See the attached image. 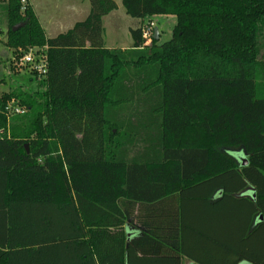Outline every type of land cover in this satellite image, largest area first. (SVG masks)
<instances>
[{
  "label": "trees",
  "instance_id": "16d2710c",
  "mask_svg": "<svg viewBox=\"0 0 264 264\" xmlns=\"http://www.w3.org/2000/svg\"><path fill=\"white\" fill-rule=\"evenodd\" d=\"M26 2L0 0L7 46H46L49 64L37 88L0 93V264H180L126 230L168 195L190 227L210 221L199 250L264 264V0H122L132 18L176 17L169 41L146 44L142 26L125 50L104 43L114 0L53 38ZM13 100L26 112L9 118Z\"/></svg>",
  "mask_w": 264,
  "mask_h": 264
},
{
  "label": "rangeland",
  "instance_id": "374dc122",
  "mask_svg": "<svg viewBox=\"0 0 264 264\" xmlns=\"http://www.w3.org/2000/svg\"><path fill=\"white\" fill-rule=\"evenodd\" d=\"M114 1L117 8L104 23L106 46L108 48H130L132 38L129 30L137 29L141 22L127 15L122 0ZM27 3L33 5L46 35L51 38L66 32L76 22L84 21L91 10L90 0H27ZM4 7L5 5L0 3V91H8L10 88L19 86L35 89L40 81H31V77H34L28 69H19L15 65L18 58L17 56L14 58L12 49L7 46L8 27ZM152 18L155 28L160 33L159 44L169 41L176 25V17L158 15ZM148 44L151 45V42ZM26 51L18 52V56ZM227 153L237 160L246 158L244 151L241 150H227Z\"/></svg>",
  "mask_w": 264,
  "mask_h": 264
},
{
  "label": "crops",
  "instance_id": "0c3cea01",
  "mask_svg": "<svg viewBox=\"0 0 264 264\" xmlns=\"http://www.w3.org/2000/svg\"><path fill=\"white\" fill-rule=\"evenodd\" d=\"M30 6L33 8L37 18L39 19V22H40L42 28L44 29V27L40 21V18L37 15V13H36V11H35V9L31 3H30ZM111 14H112V12L103 18V28H104L105 20ZM152 17L153 16L146 17L144 19H139L141 23L138 26V28L145 26L147 24H153V26L155 28V24L153 23L154 21L152 20L153 19ZM44 32H45V30H44ZM104 33H105V28H104ZM104 33H103V38H104ZM45 35H46V33H45ZM46 37L51 38V37H48L47 35H46ZM104 43L106 46L105 39H104ZM132 44H131V47H132ZM109 49H112V48L109 47ZM116 49H120V48H116ZM121 49L125 50V49H129V48H121ZM0 92L4 93L7 91H0ZM158 194H159V190L156 189L155 187L150 189V195H151L150 198H153L154 195L157 196ZM253 194H254V190H253V188H250L247 190V192L244 195H248V196L252 197ZM217 197H219V194L216 196V198ZM144 204L145 203H143L141 209H139L135 212L134 218L131 221V224L127 225V227H126L130 241L140 240L143 237V235L146 234L147 232L151 233V234L155 233L159 239H156L155 240L156 243H152L151 246H164L166 253H168V254L170 253L169 255H171L172 258L178 257L180 259V264H201L200 262H197L196 259L194 260V258L193 259H192V257L190 258V256L187 255L183 251V249L193 252V254L197 255L198 257H200L201 259H203L207 262H211L210 260H208V258H206L207 255L208 256L211 255V257H216L217 258V261H216L217 264H221V263L226 264V262L230 263L231 261L235 260L234 257H232L231 259H230V257L223 259V255H222V252L220 250H215V251L209 252L208 250H199L198 249L197 243L199 244L201 237H202V234L201 233L199 234V232H197V231H196V233H198V234H195L192 232L194 229L198 228V229H201L204 233H206V231H207L206 230V222L210 224V221H208V220L206 221L203 218L202 220H199L198 222H196L197 224L194 222L191 223L194 226V228L190 227L189 210H188L186 203H185L184 204L185 208H184V212H183L182 207L184 205L182 206L181 197L179 198V196H177V195H174V196L168 195V196L160 197L154 201H150L149 203H147V205H144ZM187 205H189V203H187ZM138 206H140V205H138ZM194 214H195V212H194ZM199 214H203V212H199ZM182 219H183V224L187 228L185 231L189 232V236L186 235V233L183 235V237L178 234L179 230H180V226H181L180 222L182 221ZM214 225H215L214 221L211 220V227H214ZM176 228H177L176 233H173V231H171V230L176 229ZM188 228L191 231H189ZM190 232H191V234H190ZM175 234H178V237H176ZM239 264H250V263H248L246 261H242Z\"/></svg>",
  "mask_w": 264,
  "mask_h": 264
},
{
  "label": "built area",
  "instance_id": "2783aa9c",
  "mask_svg": "<svg viewBox=\"0 0 264 264\" xmlns=\"http://www.w3.org/2000/svg\"><path fill=\"white\" fill-rule=\"evenodd\" d=\"M154 26L153 24H147L143 26V38L146 44L152 41L154 37ZM47 47H33L26 51V53L19 56L16 62V66L19 69L27 68L28 72L34 74L38 80H44L48 73L49 58L47 53ZM33 75V76H34ZM8 117H12L18 114H24L26 110L22 108L19 103L15 100L9 102Z\"/></svg>",
  "mask_w": 264,
  "mask_h": 264
},
{
  "label": "water",
  "instance_id": "95a60500",
  "mask_svg": "<svg viewBox=\"0 0 264 264\" xmlns=\"http://www.w3.org/2000/svg\"><path fill=\"white\" fill-rule=\"evenodd\" d=\"M25 26V23H20V24H17L16 26H14L13 27V31H17L19 28H22V27H24ZM160 37H159V31H158V29L157 28H155V30H154V39L155 40H158ZM246 157V156H245ZM240 163H242V165L243 166H245V165H247L248 164V161H247V159L245 158H242V159H240V160H238ZM255 195L253 194V196L252 197H254ZM260 219H262V217H260Z\"/></svg>",
  "mask_w": 264,
  "mask_h": 264
}]
</instances>
